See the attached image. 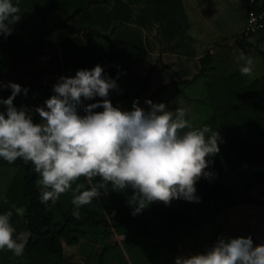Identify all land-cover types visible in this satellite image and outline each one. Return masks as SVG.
Listing matches in <instances>:
<instances>
[{
  "label": "trees",
  "instance_id": "1",
  "mask_svg": "<svg viewBox=\"0 0 264 264\" xmlns=\"http://www.w3.org/2000/svg\"><path fill=\"white\" fill-rule=\"evenodd\" d=\"M186 5V0H18L23 11L21 20L11 35L0 36V81L28 88L27 95L18 94L14 104L32 110L34 122L40 121L35 107L44 105L54 94L53 85L58 78L75 76L79 69L90 70L99 64L112 79H124L129 71L146 83L161 69L158 64L162 56L157 57L145 79L132 69L131 63L142 62L156 48V43L143 33V25L159 23L162 49L176 51L188 25ZM263 11L264 0H245L242 14L246 13L248 20V14ZM134 16L138 20L136 25L130 24ZM61 30L67 36L57 35ZM240 34L242 41L251 35L264 40V27L250 32L244 27ZM198 62V70L191 77L189 68L179 64L174 74L180 79L159 87L151 100L156 103L155 94L175 85L177 91L161 101L169 110L185 108L186 119L190 120L195 105L205 104L211 109L200 124L194 125L208 124L222 137L220 152L209 157L213 162L207 170L213 173L212 177H202L196 183L200 201L174 199L170 205L154 202L132 215L133 209L127 203L131 190L119 193L110 189L107 196L101 195L82 206L81 218L76 219L72 215L71 190L62 194L55 205L49 202L50 207L46 208L40 201L39 175L31 163L18 159L9 164L0 158V213L13 210V204L24 207L23 217L13 210L11 222L17 237L25 231L31 233L23 255L16 257L9 250H2L0 264H90L73 256L68 258L65 247L93 248V244H98L97 264H147L161 254L186 256L180 251L184 235L218 217L219 212L241 202L264 206V197L252 195V190L264 184V73L249 81L238 68L206 81L199 97L192 98L184 85L195 83L217 68L215 53L210 48ZM172 65L169 62L161 70ZM144 91L143 87L137 90L134 100L140 99ZM9 95L11 88L0 90V97L6 99ZM108 99L115 106L110 95ZM143 108L147 111L149 105ZM5 110L0 105V111ZM127 110H132V104ZM78 111L84 114L82 108ZM77 183L89 186L83 178ZM115 234L118 239L110 243L109 238Z\"/></svg>",
  "mask_w": 264,
  "mask_h": 264
},
{
  "label": "clouds",
  "instance_id": "2",
  "mask_svg": "<svg viewBox=\"0 0 264 264\" xmlns=\"http://www.w3.org/2000/svg\"><path fill=\"white\" fill-rule=\"evenodd\" d=\"M23 11L13 0H0V36L12 34ZM241 75L255 78L254 60L243 52ZM11 88V95L0 97V158L9 164L18 159L31 163L39 175L40 201L46 208L55 205L62 194L74 193L72 215L81 218L80 208L92 203L110 189L126 193L132 215L154 202L170 205L174 199L199 202L196 183L211 178L208 171L220 152L222 137L208 124L196 127L186 119L187 109L169 110L163 103L146 99L148 110L133 100L132 110H122L108 99L118 89L115 79L97 64L79 69L75 76H61L53 85L54 94L35 107L40 117L34 122L26 106L17 108L14 100L28 88L0 81V90ZM101 99L84 104V100ZM83 109V115L78 109ZM102 108V111L94 109ZM99 177L97 181L96 178ZM83 178L88 182L77 183ZM95 181V183H93ZM75 184V188H73ZM19 217L24 207L12 205ZM13 210L0 213V251L23 255L30 232L16 235L11 222ZM174 264H264V243L254 245L251 236L218 238L203 253L177 256Z\"/></svg>",
  "mask_w": 264,
  "mask_h": 264
},
{
  "label": "rangeland",
  "instance_id": "3",
  "mask_svg": "<svg viewBox=\"0 0 264 264\" xmlns=\"http://www.w3.org/2000/svg\"><path fill=\"white\" fill-rule=\"evenodd\" d=\"M186 2L188 25L185 27L184 34L181 35L179 49L176 51L162 49L160 42L162 27L159 23L151 24L149 27L143 25V33L149 38L148 40L156 43V48L151 50L147 59L140 63H131L132 69L142 79H145L151 67L156 65L157 57L160 55L162 61L159 62L158 68L163 69V66L169 62L173 65L163 71L156 70L146 83L134 73L127 71L124 79L116 80L118 89L110 91L109 95L114 100L115 106L127 110L134 100L136 91L143 87L145 91L138 101L140 107H145L147 105L145 100L152 99V95L159 87L180 79L179 75L174 74V71L180 67L179 64L183 63L189 68L188 75L191 77L198 70L199 57L209 48L215 53L217 68L195 83L184 85L189 97H199L200 91L206 87V81L222 77L240 68L243 64V61L238 62L241 52L253 58L255 78L264 73V53L260 51L264 50V40L259 39L256 35H251L247 38L244 37L242 41L240 34L247 20L246 13L242 14L245 0H186ZM134 10L135 8H133ZM131 22L130 24L137 23V17L134 16ZM61 32L57 35L67 36L63 30ZM187 50L191 53H187ZM247 78L249 81L254 79L248 76ZM132 82H135L136 86H131ZM176 91L175 85L169 86L164 91L155 94L154 100L156 103H160L169 93ZM195 106L196 110H193L190 120L193 125L197 126L211 113V109L205 104ZM193 107L188 105L190 109ZM252 195L264 197V184L252 190ZM217 216L204 223L192 234L184 235L180 245V251L183 254L188 256L206 252L221 237L227 240L251 236L254 245L264 243V206L253 202H241L219 212ZM117 239L118 236L115 234L109 238V242L114 243ZM97 245L93 244V248L85 245L74 248L65 247V252L68 254V258L73 256L80 262L87 261L90 264H97ZM174 261V254H161L155 261H149L147 264H174Z\"/></svg>",
  "mask_w": 264,
  "mask_h": 264
},
{
  "label": "built area",
  "instance_id": "4",
  "mask_svg": "<svg viewBox=\"0 0 264 264\" xmlns=\"http://www.w3.org/2000/svg\"><path fill=\"white\" fill-rule=\"evenodd\" d=\"M254 0H251L253 2ZM264 27V11L260 13L248 14V20L245 28L246 32L256 31Z\"/></svg>",
  "mask_w": 264,
  "mask_h": 264
}]
</instances>
